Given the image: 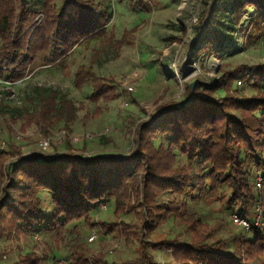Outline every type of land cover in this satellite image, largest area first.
<instances>
[{"label":"trees","instance_id":"obj_1","mask_svg":"<svg viewBox=\"0 0 264 264\" xmlns=\"http://www.w3.org/2000/svg\"><path fill=\"white\" fill-rule=\"evenodd\" d=\"M199 2V23L189 46L192 60L219 57L235 47L239 37L247 41L264 37V0ZM250 9L247 26L243 21ZM110 18L108 8L96 0H0V80L22 81L42 56L48 65L59 62L79 43L102 35ZM94 79L88 70L75 76L78 87ZM240 79L244 86L237 84ZM219 90H226V95L219 96ZM105 93L96 84L91 96ZM47 100L41 99L40 110L27 113L31 124L47 121L51 107ZM139 124L125 158L39 153L7 163V157L20 151L11 143L7 150L0 149V240L29 239L41 229H63L73 223L76 229L83 222L104 234L113 225V230L121 227L125 242L136 241L141 248L135 260L110 261L98 254L92 264H162L153 254L156 249L171 252L175 264H252L254 255L264 253V225L251 232L242 229L253 237L235 238L231 253L223 242L202 245L210 234L202 237L194 230L206 223L185 217L188 195L201 200L207 193L220 194L232 214L252 215L260 197L255 177L258 173L264 177V62L223 71L212 85L199 82L193 92L189 89L186 101L162 107ZM179 157L188 163L175 168ZM167 193L172 199L161 201ZM108 207L121 224L99 219ZM132 212L140 224L128 221ZM172 217L188 222L193 240L175 237L153 243L148 237ZM86 253L84 248L79 255L72 253L71 264H90ZM40 257L31 251L20 259L23 264H39Z\"/></svg>","mask_w":264,"mask_h":264},{"label":"rangeland","instance_id":"obj_2","mask_svg":"<svg viewBox=\"0 0 264 264\" xmlns=\"http://www.w3.org/2000/svg\"><path fill=\"white\" fill-rule=\"evenodd\" d=\"M96 1L103 2L111 13L102 35L79 43L70 55L53 65L39 57L20 82L0 80V149L7 150L11 143L20 151L19 155L7 157V163L22 155L39 153L114 154L125 158L132 151L137 125L149 121L162 107L186 101L192 83H196L195 90L199 82L215 83L223 71L241 64L264 62V37L248 41L239 37L235 47L226 49L219 57L192 60L189 46L195 34L193 27L199 23V0ZM252 13L250 9L243 24H250ZM79 70L91 71L95 79L78 87L75 76ZM240 80L242 83L237 84L244 86L245 81ZM96 84L106 93L91 96ZM130 86L133 91L128 90ZM218 93L225 96L226 90ZM41 99H48L46 103L51 106L47 121L31 124L27 113L40 110ZM77 136L81 138L79 142L74 140ZM43 139L50 140V149L40 152ZM187 163L185 157H179L174 167ZM191 197L188 195L189 215L185 218L191 221L199 217L206 223L194 230L201 236L210 234L202 245L214 247L219 242L226 243V249L232 253L236 249L235 238L253 237L232 224V213L221 203L220 194L207 193L201 200ZM171 199L172 194L167 193L160 200ZM99 217L106 222L122 221L120 217L116 219L111 207L100 212ZM130 220L140 224L134 212L128 216ZM75 224L63 229H41L29 239L5 236L0 246L7 258L0 264H23L21 256L31 251L41 256L39 264H71L70 255H79L81 248L86 250L90 264L98 254L110 261L135 260L141 256L138 242H125L121 227L113 230V225L104 234L99 228L85 227L83 222L75 229ZM94 235L95 240L90 242ZM175 237L187 243L193 240L188 222L178 217L159 226L148 238L158 243ZM153 254L162 264L168 263L167 258L170 264H175L169 251L156 249ZM263 254L254 255L252 264L262 262Z\"/></svg>","mask_w":264,"mask_h":264},{"label":"built area","instance_id":"obj_3","mask_svg":"<svg viewBox=\"0 0 264 264\" xmlns=\"http://www.w3.org/2000/svg\"><path fill=\"white\" fill-rule=\"evenodd\" d=\"M240 83V82H239ZM129 91H133L134 88L130 86L128 88ZM87 138H91V136H86ZM80 137H75V141H80ZM40 152L47 151L50 149V140L49 139H43L41 140L40 144ZM255 187L260 192V197L258 199V203L256 204L252 215L249 218L241 217L238 215V213H233L231 215V220L234 223V225L240 227L241 229L245 230L246 232H251L253 230H259L264 225V177L262 174H257L255 177ZM95 240V235L91 236L89 238L90 242H93ZM6 255L2 252L1 246H0V260L5 261Z\"/></svg>","mask_w":264,"mask_h":264},{"label":"crops","instance_id":"obj_4","mask_svg":"<svg viewBox=\"0 0 264 264\" xmlns=\"http://www.w3.org/2000/svg\"><path fill=\"white\" fill-rule=\"evenodd\" d=\"M95 218L97 219L98 218V215L97 216H95ZM99 219H100V217H99ZM77 225V223L74 225V227ZM84 225V224H83ZM85 227H87V228H89V229H93L92 227H89V226H85ZM61 258H63V255H61ZM261 259H262V262H260L259 264H264V254L260 257ZM167 261H168V263L170 262V259L169 258H167Z\"/></svg>","mask_w":264,"mask_h":264},{"label":"water","instance_id":"obj_5","mask_svg":"<svg viewBox=\"0 0 264 264\" xmlns=\"http://www.w3.org/2000/svg\"><path fill=\"white\" fill-rule=\"evenodd\" d=\"M195 85H196V83H195V82H194V83H192V84L190 85V91H191V92H193Z\"/></svg>","mask_w":264,"mask_h":264}]
</instances>
